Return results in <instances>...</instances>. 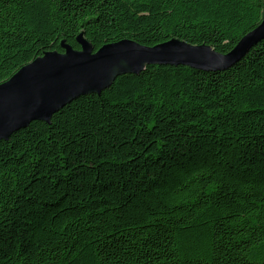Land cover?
Wrapping results in <instances>:
<instances>
[{"label": "trees", "instance_id": "trees-1", "mask_svg": "<svg viewBox=\"0 0 264 264\" xmlns=\"http://www.w3.org/2000/svg\"><path fill=\"white\" fill-rule=\"evenodd\" d=\"M264 0H0V83L45 52L228 53ZM0 264H264V39L221 71L147 65L0 141Z\"/></svg>", "mask_w": 264, "mask_h": 264}, {"label": "water", "instance_id": "water-1", "mask_svg": "<svg viewBox=\"0 0 264 264\" xmlns=\"http://www.w3.org/2000/svg\"><path fill=\"white\" fill-rule=\"evenodd\" d=\"M262 39L264 8L259 25L226 54H218L207 45H191L177 39L150 47L123 39L93 51L79 34L80 50L63 43L64 53L45 52L0 83V141L32 122L48 121L79 97L100 94L119 74H137L147 65L221 71L241 60Z\"/></svg>", "mask_w": 264, "mask_h": 264}]
</instances>
